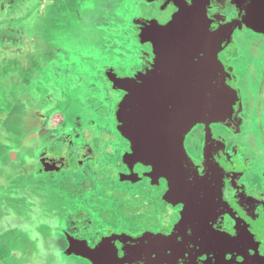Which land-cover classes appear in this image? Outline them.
I'll return each instance as SVG.
<instances>
[{
    "label": "flooded vegetation",
    "instance_id": "obj_1",
    "mask_svg": "<svg viewBox=\"0 0 264 264\" xmlns=\"http://www.w3.org/2000/svg\"><path fill=\"white\" fill-rule=\"evenodd\" d=\"M110 1L109 13L96 16L92 10L84 18L87 30L99 34L92 43L98 56L94 54L95 57L89 58L99 74L96 77L99 82H95L93 92L84 101L83 113L73 110L78 103L77 97L70 102V111L82 117V123L73 122L71 128L66 125L56 130L43 125L39 170L43 173L44 186L47 180L57 183L55 189L44 191L51 194V198L59 193L58 202L56 199L54 210L50 211L51 217L55 214L56 219L52 217L54 235L43 240L47 244L56 241L58 256L88 264H92L91 261L77 252L87 251L88 246L96 248L103 241L113 244L118 254L116 258L130 262L126 264H264V140L262 146H257L261 165L254 162L248 154L249 149L240 141L249 121L246 115L261 119L258 130H251L253 140L264 138V53L261 54L257 46L251 48L254 63L249 68L251 88L247 98L242 91V132L236 134L225 126L211 125L217 138L214 150L218 159L235 171V178L226 185L225 196L238 203L234 205V214L248 222L249 235L245 240L249 247L239 246L240 242L232 240L233 247L220 246L221 253L209 250L202 242L201 233L193 230L195 226L202 228L201 224L194 222L187 232L179 234L182 246L176 248L175 244H179L175 238L178 235L176 226L185 206L169 200L170 186L166 178L155 175L152 167L130 157L132 145L118 130L116 118L118 104L126 93L114 88L110 74L132 77L142 70L154 53L152 44L140 38L139 21L157 20L166 24L178 8L173 0H125L127 8L123 6L125 1ZM131 2L138 10L135 15L128 10ZM117 6L122 9L120 16H117ZM212 11L225 13L228 19L237 16V10L230 5L226 8L215 5ZM101 19H105L104 22H100ZM120 24L125 26L123 30ZM241 31H250L264 39V35L242 27L235 32L236 43L220 53L221 59L233 66L239 85L240 76L230 48L238 44ZM59 75L56 73L57 77ZM96 87L100 92H94ZM87 129L95 136L86 135ZM101 135L107 140H96ZM185 146L190 155L202 163L206 152V126L199 125L191 131L185 138ZM108 169L112 172L107 173ZM211 223L216 228L223 225L228 230L237 225L231 214L221 215ZM72 243H75L74 253L69 255L66 252Z\"/></svg>",
    "mask_w": 264,
    "mask_h": 264
},
{
    "label": "water",
    "instance_id": "obj_2",
    "mask_svg": "<svg viewBox=\"0 0 264 264\" xmlns=\"http://www.w3.org/2000/svg\"><path fill=\"white\" fill-rule=\"evenodd\" d=\"M173 1L178 11L168 23L139 21L140 38L152 44L154 53L144 68L132 77L110 74L114 88L126 93L116 111L118 130L132 145L130 157L166 178L169 200L184 204L176 241L179 234L198 222L202 228L195 226L193 230L201 233L209 250L221 253L220 246L233 247L232 240L248 248V222L234 214L238 203L225 196L235 171L218 159L214 150L217 138L211 125L225 126L236 134L242 132V90L233 66L225 63L220 53L236 43L239 28L264 35V0ZM215 5L233 6L237 16L228 19L223 12L214 13ZM199 125L206 126L202 163L185 146L186 136ZM225 214L236 218L233 230L223 225L216 228L211 223ZM74 244L67 254L74 253ZM175 246L182 245L179 242ZM77 253L92 264L130 263L117 259L116 248L108 241Z\"/></svg>",
    "mask_w": 264,
    "mask_h": 264
},
{
    "label": "rangeland",
    "instance_id": "obj_3",
    "mask_svg": "<svg viewBox=\"0 0 264 264\" xmlns=\"http://www.w3.org/2000/svg\"><path fill=\"white\" fill-rule=\"evenodd\" d=\"M111 3L110 0H0V177H14L8 184L0 182V264H88L58 256L56 241L47 244L43 240L54 235L52 217L56 219L50 211L54 210L59 193L51 198L44 191L55 189L57 183L47 180V186L43 185L38 154L43 148V125L56 130L66 125L71 128L73 122L82 123V117L70 111V102L77 97L73 110L83 113L84 101L93 92L95 82H99L96 78L99 74L89 61L94 54L98 56L92 43L99 34L87 30L75 10L89 8L100 16L109 13ZM126 5L127 1L123 6ZM128 10L132 15L138 13L132 2L128 3ZM121 13L118 8L117 16ZM238 39L230 54L247 98L251 88L249 68L254 63L251 48L257 46L264 53V39L250 31H241ZM56 73L60 75L57 77ZM95 90L100 92L98 87ZM246 120L249 121L240 141L249 149L254 162L261 165L257 149L264 138L253 140L252 135L261 119L246 115ZM88 132L93 131L87 129L85 134ZM96 140L107 138L101 135ZM7 142L12 143L8 147L16 150L8 149ZM23 150L29 154L30 163L25 159L26 165ZM24 169L30 187L24 190L25 196L21 192L27 184L22 176ZM101 177L104 179L103 174ZM7 189L14 190V194Z\"/></svg>",
    "mask_w": 264,
    "mask_h": 264
},
{
    "label": "crops",
    "instance_id": "obj_4",
    "mask_svg": "<svg viewBox=\"0 0 264 264\" xmlns=\"http://www.w3.org/2000/svg\"><path fill=\"white\" fill-rule=\"evenodd\" d=\"M91 11H92V10H89V8H83V7L76 8L75 12H76L77 18H78V20L80 21V23H82V24L85 23L84 18H85V16H86L87 14H89ZM82 24H80V25H82ZM11 144H12V143H11ZM11 144H9V143L7 142V143H5V146H6L8 149H15L16 147H13V148L8 147V146L11 145ZM15 150H16V149H15ZM22 153H24V154H23L24 156H22V158L24 159V165H26V164H25V161H26V160H27L26 163H30V161H29V154H28V155L26 154V150H23V152H21V155H22ZM26 158H27V159H26ZM25 159H26V160H25ZM28 170H29V169H28ZM25 171H26V169L23 170V174H22V176H25L24 179H25V182L27 181V184L24 185V188H22V190H21V192L24 193V196H25V192H24V190L30 189V187H29V182H28V180H26V176H28V173L25 172ZM1 180H2L3 182H6V184H8V182L14 181V177H12V176H9V177L7 176L6 178H5V177H3V178L0 177V182H1ZM6 186H8V188H9V185H6ZM25 188H26V189H25ZM7 190H8V191H12V190H9V189H7ZM13 192H14V191H13Z\"/></svg>",
    "mask_w": 264,
    "mask_h": 264
},
{
    "label": "trees",
    "instance_id": "obj_5",
    "mask_svg": "<svg viewBox=\"0 0 264 264\" xmlns=\"http://www.w3.org/2000/svg\"><path fill=\"white\" fill-rule=\"evenodd\" d=\"M119 27H122L121 29L123 30V27L125 28V26L123 24H120ZM114 32V30H112Z\"/></svg>",
    "mask_w": 264,
    "mask_h": 264
}]
</instances>
